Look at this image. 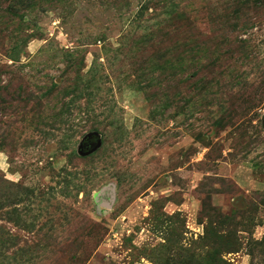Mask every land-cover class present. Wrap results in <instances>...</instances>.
<instances>
[{
  "label": "rangeland",
  "instance_id": "1",
  "mask_svg": "<svg viewBox=\"0 0 264 264\" xmlns=\"http://www.w3.org/2000/svg\"><path fill=\"white\" fill-rule=\"evenodd\" d=\"M0 177V264H264V0H0Z\"/></svg>",
  "mask_w": 264,
  "mask_h": 264
},
{
  "label": "trees",
  "instance_id": "2",
  "mask_svg": "<svg viewBox=\"0 0 264 264\" xmlns=\"http://www.w3.org/2000/svg\"><path fill=\"white\" fill-rule=\"evenodd\" d=\"M5 182L3 178L0 177V183ZM16 199V196L12 194L9 190L7 189H1L0 187V208H3L5 202H13ZM231 234V233H230ZM1 235V234H0ZM1 239V238H0ZM235 248V237L232 235L231 237V245L226 246V249H234Z\"/></svg>",
  "mask_w": 264,
  "mask_h": 264
},
{
  "label": "water",
  "instance_id": "3",
  "mask_svg": "<svg viewBox=\"0 0 264 264\" xmlns=\"http://www.w3.org/2000/svg\"><path fill=\"white\" fill-rule=\"evenodd\" d=\"M93 135V136H92ZM97 135L98 134H90V136H92L91 138H90V136H89V138H90V143H88V145L90 146V145H92V147L89 149V150H91V149H93V148H95L96 146H97V144L99 143V139H97L96 137H97ZM94 140V141H93ZM95 143V144H94ZM94 144V145H93ZM82 150H83V152H87V151H89V150H87L85 147H83L82 148Z\"/></svg>",
  "mask_w": 264,
  "mask_h": 264
}]
</instances>
